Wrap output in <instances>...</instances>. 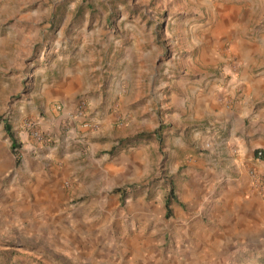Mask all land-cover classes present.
Masks as SVG:
<instances>
[{"label":"rangeland","instance_id":"obj_1","mask_svg":"<svg viewBox=\"0 0 264 264\" xmlns=\"http://www.w3.org/2000/svg\"><path fill=\"white\" fill-rule=\"evenodd\" d=\"M228 12L234 13L238 31L219 41L214 35ZM260 33L264 34V0H0V115L9 119L19 144L13 150L0 125V264H264V224L262 231L251 224L239 232L233 223L224 222L228 213L215 216L212 207L197 210L187 204L183 210L190 216L184 219L173 212L167 216L157 200L149 202L157 186L181 178L179 171L168 174L167 165L186 161L182 154L197 152L199 145L189 144V135L179 127L186 130L212 121V115L198 121L179 116L170 101L179 109L194 103L184 89L189 90L200 70L223 72L226 66L223 73L230 78L232 41ZM81 57L82 84L69 88L62 83L64 70ZM208 57L216 60L207 64ZM254 58L248 69L252 77L264 69V46ZM55 83H62L69 97L73 91L71 105L85 100L86 117L96 124L93 130L99 128L101 111L110 102V123L129 133L119 139L138 133H150L151 138L110 153L118 138H91V129L70 125L56 109L64 98L53 97L47 103L46 90ZM89 100L95 103L93 109ZM56 112L59 125L55 121L56 127L42 126L58 139L51 158L48 150L39 148L49 141L35 143L28 124L39 125L40 119ZM171 121L180 126L170 133ZM68 134L71 138L66 139ZM142 144L149 146L145 150L156 166L134 177L126 171L125 183L109 193L115 197L113 203L95 199L104 183L111 184L116 176L106 167L123 156L120 151L126 157ZM74 150L79 154L73 155ZM22 158L27 162L21 164ZM38 161L39 168L32 169ZM64 164L68 172H58L49 186L58 196L52 212L65 223L52 226L50 212L38 205L34 186L49 181L52 169L61 171ZM143 194L150 211L133 215L128 198ZM72 215L88 222L82 244L60 237Z\"/></svg>","mask_w":264,"mask_h":264},{"label":"crops","instance_id":"obj_2","mask_svg":"<svg viewBox=\"0 0 264 264\" xmlns=\"http://www.w3.org/2000/svg\"><path fill=\"white\" fill-rule=\"evenodd\" d=\"M226 17L228 19L224 21L223 26L214 35L219 41H227V37H230L232 32L238 31L237 28L234 29V21L236 20L234 13L228 12ZM236 40L232 41L235 58L231 62L234 70L230 73V78L226 79L223 73L227 71L226 66L223 68V72L219 70L217 72L216 70L214 73H209L208 71L200 70L195 74L194 83L188 85L189 90L184 89L186 95L189 93L191 98H195L194 103H188L187 107L183 105L179 109L173 105V100L170 101L172 111L174 113L177 111L179 116L198 121L205 119V115H212V121H208V124L197 122L195 123L196 127L186 130L184 126L179 127L180 125L175 121H171L167 125L170 128V133L171 130H177L178 127L183 129L187 136L189 135L190 137L186 139L189 144L199 145L200 148L196 149V153L182 154V158H187L186 161L181 159V161H174L167 165L168 174L179 171L181 178L171 181V185H160L157 186L158 188L156 187V190L153 188L155 194L149 202L157 200V203L160 202L165 208L168 192L172 187L173 193L168 204L171 212L188 219L190 215L184 213L183 210L187 204L191 207H196L197 210L201 207H212L211 210H213V214H216L215 216H225L228 213L230 217L224 222L233 223L235 225L233 230L242 232L245 231L246 226L251 227V224H256L259 227L260 224H264V69L253 77L248 73L249 64L255 59L254 54L259 52L260 48L264 46V34H256L252 39L240 37ZM82 59L81 57L78 62H71L64 70L62 83L66 82L69 88H75V86L78 87L82 84L84 72ZM215 60V57L204 58V62L207 64ZM83 61H85V58ZM215 63H213V66H216ZM62 83H55V85L53 84L54 88L46 90L47 103L53 97L64 98L59 99L60 104L57 106H60V108L58 110L62 113V116L64 115L68 118L70 125L74 123L77 128L84 130L85 128L76 122L81 121V119L70 113L67 115L63 113L66 108L68 112L70 110L74 111L77 103L71 105L75 94H72V91L70 93V97H72L70 98L69 92L68 94L64 92ZM50 91L53 94H49ZM49 95H51L50 98L48 97ZM113 98H115V95ZM62 100H65L69 106H66ZM94 104V101L89 100L90 109L94 108ZM106 107L107 109L101 111L100 117L103 120L99 128L96 130L91 128V130L87 131L88 135L91 138H104L106 140L109 138L111 140L112 138L119 139L128 135L129 133L121 129L120 125L110 123V119L107 118L110 115L106 114L111 107L110 102H107ZM86 114L89 117L87 109ZM50 116L40 119L38 127L49 136V142L39 144L42 145L39 148L43 147L45 148L43 150H48L47 155L52 158L57 153L58 139L42 126L56 127L55 124L57 122V125H59L61 116H58L57 112ZM5 123L10 126L14 143L18 146L19 144L16 143L13 126L9 119H5L0 115V125L3 127L7 139L11 141L12 148V139L5 130ZM65 127H68L67 124ZM114 129H116L115 133L112 132ZM20 133L22 135L23 132ZM68 138H71L70 134L66 135V139ZM35 143L38 142L35 141ZM142 145L137 151L130 152L131 154L126 157H124V151L118 153V155L122 154L123 156H120L114 164L106 167L107 172L115 173L116 176L113 177L111 184L104 183V189L95 199L104 202V204L109 201L113 203L115 197L109 193L113 186H120L125 183L126 171H132L128 175L134 177L144 174L148 169H153L156 166V161L151 162L149 159L150 153L145 150V147L149 146L147 144ZM150 145L155 153L154 156H156V144L152 142ZM258 151L261 152L260 156L257 154ZM72 154H79V151L74 150ZM36 157L35 159H39L40 155L37 154ZM65 158L68 159V156ZM18 159L19 162H16V164L20 163V158L18 157ZM23 161L27 162V159L24 160L22 158L21 164H23ZM32 163L34 162L32 161ZM39 165L40 162L38 161L37 165L32 166V169H38ZM52 170L54 171L50 173L52 178L49 177V181L46 179V182L35 185L34 189L36 200L40 203L38 204L39 207L46 212H50L51 225L54 226L56 223L62 225L65 221L58 216L59 214L52 212L55 209L58 196L52 192L49 182L51 183L52 179H57L58 172H68L69 169L64 164L61 171ZM251 171L256 176L257 184L254 183L251 177ZM133 181L140 182L141 180L134 179ZM133 181L127 180L126 183ZM145 196L146 194L140 197L132 196L128 198L129 206L132 209L130 211H133V215L141 214L140 216H146L148 214L147 211H150L151 206L144 204L143 199ZM133 198L134 200H132ZM68 218H66L67 221ZM70 221L74 225L72 226L69 223L67 226L66 224L64 234H61L60 237L76 245L84 243L86 238L83 234L90 229L86 226L88 223L86 218L81 219L77 215H72ZM54 230L57 232L58 229L54 227ZM253 230L257 231L256 229ZM259 230H261V227Z\"/></svg>","mask_w":264,"mask_h":264},{"label":"built area","instance_id":"obj_3","mask_svg":"<svg viewBox=\"0 0 264 264\" xmlns=\"http://www.w3.org/2000/svg\"><path fill=\"white\" fill-rule=\"evenodd\" d=\"M86 103L84 99H81L77 102L76 107L73 111V116H77L79 119H81V126L85 129H93L96 127V124L88 119L86 117V107H85ZM60 106H57V109H59ZM28 128L30 129L31 132V136L39 143H46L47 141H49V136L45 133L42 132L41 129H39L38 124L37 123H29L28 124ZM258 156L261 155V152L258 151L257 152ZM251 177L253 178V181L255 184H257V180H256V176L255 174L251 171L250 172Z\"/></svg>","mask_w":264,"mask_h":264},{"label":"trees","instance_id":"obj_4","mask_svg":"<svg viewBox=\"0 0 264 264\" xmlns=\"http://www.w3.org/2000/svg\"><path fill=\"white\" fill-rule=\"evenodd\" d=\"M5 130H6L7 134L10 136V138L12 139V149L15 150V148L17 146L14 143V139L12 138V132H11L10 126L7 123H5ZM154 133H155L154 135H156L157 131L154 132ZM150 138H151V134L150 133H138V134H136V135H134L132 137L119 139L117 144L115 146H113L112 149L110 150V153H114L115 151L123 149V148H125L128 145H134V143H136L139 140H147V139H150ZM16 162H19L18 158L16 159ZM171 184H172V182H171ZM115 191H119V192L123 193V195L127 194V190H125L123 188H116ZM172 193H173V189L171 187L169 192H168V196H167L166 203H165L166 204V215L167 216L171 215V211L168 208V204H169V202L171 200Z\"/></svg>","mask_w":264,"mask_h":264}]
</instances>
